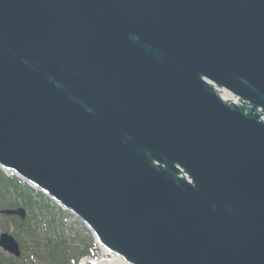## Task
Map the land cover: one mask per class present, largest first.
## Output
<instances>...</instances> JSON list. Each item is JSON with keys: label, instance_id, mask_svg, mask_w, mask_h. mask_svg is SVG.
<instances>
[{"label": "water", "instance_id": "obj_1", "mask_svg": "<svg viewBox=\"0 0 264 264\" xmlns=\"http://www.w3.org/2000/svg\"><path fill=\"white\" fill-rule=\"evenodd\" d=\"M0 170L77 264H264V0H0Z\"/></svg>", "mask_w": 264, "mask_h": 264}, {"label": "trees", "instance_id": "obj_2", "mask_svg": "<svg viewBox=\"0 0 264 264\" xmlns=\"http://www.w3.org/2000/svg\"><path fill=\"white\" fill-rule=\"evenodd\" d=\"M33 197H36V199H33ZM51 204L52 203L44 195L37 192L34 193L24 184L20 183L15 177L12 176L7 178L0 171V210H2V208L13 209V207H23L25 211L27 210V215H25L24 220L16 216L7 217L15 220L13 224L16 228V232H12L11 234L19 242L22 251H29L31 249L29 255L32 258H34V256L38 259L45 258L48 260L46 263L50 264H76L79 258L92 254L90 251L92 246L83 240L80 243L81 245L84 244L81 248L78 246L73 248L65 247V241H61V237L57 238L59 242L56 244H53L50 239H46L47 242L44 244L40 242L43 238L37 232L38 224L41 222V220L38 219V214L46 218L45 215L50 214L49 212L51 209L53 210ZM49 222L53 225L54 219L50 218ZM45 225L47 227L49 226L46 223ZM53 229L55 233L57 229L55 227H53ZM39 243L44 247L42 250H38L41 249ZM41 251L43 252L42 254Z\"/></svg>", "mask_w": 264, "mask_h": 264}, {"label": "rangeland", "instance_id": "obj_3", "mask_svg": "<svg viewBox=\"0 0 264 264\" xmlns=\"http://www.w3.org/2000/svg\"><path fill=\"white\" fill-rule=\"evenodd\" d=\"M33 199H36V197H33ZM51 205L53 207V210L51 209L49 212L50 214L45 215L46 218L38 214V219L41 220V222L38 224L37 232L43 238L40 241L41 243L44 244L47 242L46 239H50L53 244L54 243L56 244L57 242H59L58 241L59 239L57 238L61 237V241L63 240L65 241V247L67 248H73L75 246H78L81 248L84 245V244L83 245L80 244L82 240L86 242L87 244H89L90 246L93 244V238L90 232H88L83 226H81V224L79 223V220L72 214L71 211L61 210L59 206L57 205L55 206L54 204H51ZM15 208H23V207H15ZM15 208L13 207V209ZM26 212L27 210L25 211V215H27ZM7 217L9 216H6L0 212V233L8 232L11 234L12 232H16V228L13 224L15 220L11 218H7ZM50 218L54 219L53 225H51L49 222ZM45 223L48 224L49 226L47 227ZM53 227L57 229L55 233H54ZM39 245L41 249H38V250H42L44 247H42L40 243ZM98 250L99 249L96 246L95 247L92 246L90 248V251L92 253L90 256L93 258H97L99 254ZM29 252H31V249L29 251L23 250L21 252L22 254L21 258H19L18 260H14L13 257L9 256L8 254H6L5 252L1 250L0 264H50V263H46L48 262V260H46L45 258L38 259L35 256L34 258H32L29 255ZM42 253L43 252L41 251V254Z\"/></svg>", "mask_w": 264, "mask_h": 264}, {"label": "bare ground", "instance_id": "obj_4", "mask_svg": "<svg viewBox=\"0 0 264 264\" xmlns=\"http://www.w3.org/2000/svg\"><path fill=\"white\" fill-rule=\"evenodd\" d=\"M64 210V209H63ZM66 210V209H65ZM109 257V256H108ZM110 262L111 261V258H108V260H106V262ZM100 263H101V261H100Z\"/></svg>", "mask_w": 264, "mask_h": 264}]
</instances>
